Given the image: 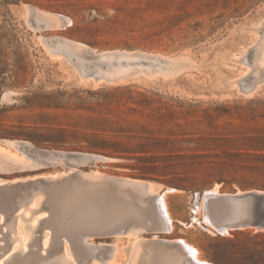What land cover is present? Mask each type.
<instances>
[{"label": "rangeland", "instance_id": "374dc122", "mask_svg": "<svg viewBox=\"0 0 264 264\" xmlns=\"http://www.w3.org/2000/svg\"><path fill=\"white\" fill-rule=\"evenodd\" d=\"M0 112V129L67 139H0V190L14 203L0 215V264H147L150 239L205 264H264V225L219 230L193 204L264 196V0H0ZM93 137L123 156L87 149ZM64 172L150 183L171 231L84 239L82 217L54 224L32 183Z\"/></svg>", "mask_w": 264, "mask_h": 264}, {"label": "bare ground", "instance_id": "6f19581e", "mask_svg": "<svg viewBox=\"0 0 264 264\" xmlns=\"http://www.w3.org/2000/svg\"><path fill=\"white\" fill-rule=\"evenodd\" d=\"M99 179L103 182H90L79 172H69L59 179H39L32 185L43 190L49 220L54 224L59 226L64 222L62 220L72 223L82 217L85 224L78 223L76 228L84 239L116 236L134 229L153 234L171 231L164 195L154 192L150 183ZM252 193L262 196L259 202L264 206V196ZM243 195L207 192L200 196L199 201L195 197L194 212L203 206L205 222L219 230L241 225L254 213L255 201ZM13 207L12 191L0 190V215L7 216ZM143 246L148 253L147 264H205L198 260L190 246L178 240L150 239ZM36 261L32 254L20 260L21 264H35Z\"/></svg>", "mask_w": 264, "mask_h": 264}, {"label": "trees", "instance_id": "16d2710c", "mask_svg": "<svg viewBox=\"0 0 264 264\" xmlns=\"http://www.w3.org/2000/svg\"><path fill=\"white\" fill-rule=\"evenodd\" d=\"M44 96L35 94L31 97V101L36 102V105L42 107V104L38 103ZM1 113V112H0ZM95 136V135H94ZM94 140L87 146V149L101 153L109 157H121L123 151L121 150V144L119 142L93 137ZM0 139H22L30 142L36 146H52L64 148L66 143V137L60 134L53 136L48 133L38 132L37 129L26 130L22 125H19L17 129L14 128H2L0 129ZM146 170V169H145ZM141 177H149L148 173L138 174Z\"/></svg>", "mask_w": 264, "mask_h": 264}, {"label": "water", "instance_id": "95a60500", "mask_svg": "<svg viewBox=\"0 0 264 264\" xmlns=\"http://www.w3.org/2000/svg\"><path fill=\"white\" fill-rule=\"evenodd\" d=\"M246 193L243 195L245 198H253L254 201V214L249 221L243 222L245 226H258L263 227L264 225V208L262 204L259 202V198L262 197L260 194H254L249 191H245ZM236 193V192H235ZM234 193V195H236Z\"/></svg>", "mask_w": 264, "mask_h": 264}]
</instances>
